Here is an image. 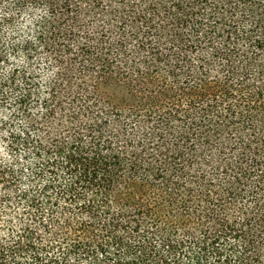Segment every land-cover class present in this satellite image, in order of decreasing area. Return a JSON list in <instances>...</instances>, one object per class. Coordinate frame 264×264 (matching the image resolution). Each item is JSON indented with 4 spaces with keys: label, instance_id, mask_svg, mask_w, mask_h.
<instances>
[{
    "label": "trees",
    "instance_id": "1",
    "mask_svg": "<svg viewBox=\"0 0 264 264\" xmlns=\"http://www.w3.org/2000/svg\"><path fill=\"white\" fill-rule=\"evenodd\" d=\"M59 1L74 7L0 0V264H264V79L238 58L263 60L264 0L144 3L140 20L175 14L231 73L170 68L135 105L104 91L136 87L127 61L90 62L125 7H102L94 33L67 28V55ZM128 37L164 60L162 37Z\"/></svg>",
    "mask_w": 264,
    "mask_h": 264
},
{
    "label": "rangeland",
    "instance_id": "2",
    "mask_svg": "<svg viewBox=\"0 0 264 264\" xmlns=\"http://www.w3.org/2000/svg\"><path fill=\"white\" fill-rule=\"evenodd\" d=\"M123 2H126V6L123 5ZM150 2H154L158 6L162 7L161 0H73L74 7L72 10L66 8V6L59 1L57 6V23L62 26L65 30L63 33H66L61 43L60 51L68 55L70 52L68 50L72 44L68 41L67 28H70L73 25H77L79 33L81 36H85L87 31L94 33V25L96 23H101V17L97 16V13H103L102 7H125V14L127 15L125 22L116 21V16L111 17V23L114 24L113 30V40L110 44H105L100 46L98 54L94 50V55H90V62L95 67L100 66L104 63V57H108L110 61L122 60L127 61V64L132 69L133 80L135 88L131 87L129 93L124 91L120 87L116 86H106L104 91L110 95H114V100L122 101L125 100L126 103L135 105L140 102L139 98L148 94V89L146 85V80L144 78H149L151 75H157L159 73L160 86L165 88L174 83L173 78L167 72L170 68H176L177 73L181 74L183 77H186L193 70H199L201 65H208L210 73L215 75H226L229 76L231 72L229 68L226 67L222 62L214 60V48L215 44H211L206 40H195L187 28L181 27L179 22L177 23V17L175 14H167L154 18L151 17L152 22L149 24L146 21H142L138 18V12L148 9L149 12L152 11ZM147 5L146 8L145 4ZM43 15V11L39 10L36 15ZM78 16V21H75V17ZM137 22V25L133 22ZM107 19H103L102 24L105 25ZM148 25L151 28H148ZM137 33L141 35L142 40L146 37H162L161 45L163 47V52L165 53L164 60L158 61L152 55H146L142 51L137 49V41L129 39V33ZM148 33V35H147ZM167 43H170L167 45ZM160 45V46H161ZM174 45V46H173ZM72 49V48H71ZM101 52H104L103 56ZM177 53L181 54V59H177ZM238 58H240V65L243 66V78L247 79H264V73L262 68H264V53L263 60H256L257 57H253L251 52L246 46L240 48L238 52ZM255 58V60H254ZM148 73V74H147ZM222 81H226L225 76L221 77ZM144 81V82H143ZM155 84H159V81ZM182 93L179 92V95ZM169 100V99H166ZM182 104L183 108L186 109V98L183 96H178L177 99ZM165 101V100H164ZM163 103V102H160ZM176 103V102H174ZM236 104L235 101L232 102ZM162 105L167 108L170 106L169 103L165 102L160 105V110L163 112L167 109L163 108ZM177 108V106H176ZM226 109L219 108V115L221 119L226 117ZM244 111V116H251L253 120L255 117L254 112L249 113ZM251 124V123H250ZM251 126V125H250ZM151 130L149 126L148 131ZM228 133L233 134L234 129L228 128Z\"/></svg>",
    "mask_w": 264,
    "mask_h": 264
}]
</instances>
